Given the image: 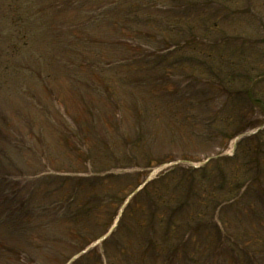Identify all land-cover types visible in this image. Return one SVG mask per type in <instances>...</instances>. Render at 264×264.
Wrapping results in <instances>:
<instances>
[{
    "label": "trees",
    "instance_id": "1",
    "mask_svg": "<svg viewBox=\"0 0 264 264\" xmlns=\"http://www.w3.org/2000/svg\"><path fill=\"white\" fill-rule=\"evenodd\" d=\"M197 1L0 0V94L12 98L9 89L20 88L12 95L29 96L20 99L36 107L38 92L44 91L76 122L77 138L95 136L94 129L85 128L92 120L86 115L95 111L108 133L113 130L121 135L119 141L126 149L112 160L118 166L150 167L179 156L194 158L189 152L208 149V140L225 146L229 138L257 121L238 125L241 116L253 114L251 96L243 97L238 108L231 106L223 112L216 101L220 99H211L199 89L207 82L206 75L208 82L217 75L222 83L233 76L225 72L228 75L223 78L215 73L218 67L207 62L218 51L205 30L212 31L215 25L213 16L208 17L204 9L199 12ZM97 92L102 96L95 97ZM148 121L152 126H166L164 135H170V146L155 152L159 132L148 129ZM39 124L24 125L11 142L20 134L33 138ZM55 135L59 143L70 145V137L62 132ZM6 136L0 128V144ZM39 139L45 140L44 135ZM116 143L112 141L115 147ZM108 144L106 139V144L97 147ZM9 146L0 150V176L20 173L6 153ZM82 180L92 191L88 200L84 195L72 199L76 183L63 181L61 188L52 190L46 185L42 193L45 211L53 215L48 203L58 194L65 203V197L72 200L71 214L112 217L124 198V187L112 184L108 176ZM98 188L105 189L104 195L91 197ZM35 189L33 185L26 189L27 200L40 193ZM20 193L15 188L3 191L2 209L13 220L30 216L29 222H36L38 212L33 214L32 206L25 209L31 201L26 202ZM120 228L124 234L115 232L105 242L108 264L120 258L119 254L125 255L129 250L126 241L134 233L140 235L137 249L142 257L159 258L162 264H264L262 132L240 139L232 156L218 155L199 167L179 164L152 179L127 204ZM51 246L59 249L56 243ZM41 248L44 244L40 242L23 247L0 241V255L15 264H28L29 252L38 255ZM76 264H103V260L95 250Z\"/></svg>",
    "mask_w": 264,
    "mask_h": 264
},
{
    "label": "rangeland",
    "instance_id": "2",
    "mask_svg": "<svg viewBox=\"0 0 264 264\" xmlns=\"http://www.w3.org/2000/svg\"><path fill=\"white\" fill-rule=\"evenodd\" d=\"M203 9L205 10V13L206 15H208V17L212 16L211 14H216L219 17L223 15L222 18L217 19V21L213 22V24H218L216 31H211V29H209L210 33L212 34L209 39L212 41V44L218 45L217 48L220 51L219 54H221L219 57L216 56V58H219V64L223 65L222 69H220L221 73H223L222 71L225 70H228V72H232L235 70L238 73L239 82L241 83L240 76L244 74L246 66H252L253 64H256L260 68V71H262L264 74V0H201L199 12H203ZM211 19H207L209 25H211ZM213 19H215V17H213ZM202 20L204 21V19ZM211 63L216 65V61H212ZM246 71L249 72L248 76L250 78H253L255 76V70L251 71L247 69ZM241 87H244L243 82L241 83ZM41 92H38L39 94L37 97L39 103L36 107L31 105L30 103L25 104L23 102V99H20V97H24V95H21L18 102H16L18 96L11 94L13 98L12 99L0 94V128H3L4 133L7 134V138L0 144V150L5 149V146H9L11 144L9 148H7L6 153L10 159L21 163V168L23 167V172L25 174L39 171L42 168H46V166L51 165L61 166L65 164L70 167L68 163L59 161L58 159H55L53 157L55 150L60 146V144L55 141V134L57 133L62 132L64 133V135L70 136V139L72 140L71 142L75 145L80 146L79 150L81 151V153L85 151L91 152L94 150L92 149L91 145L85 143V141H83L80 136L79 138L73 136L75 133H77L76 129L78 125L76 124V122H74V120L71 119L70 114H63V111L61 110L62 106L58 105L59 102H55L54 99L50 95L47 96L44 91ZM97 96H102V93L97 92V95L95 97ZM26 99L28 100V98ZM250 109L253 112L254 116H247L246 118L244 117L245 119L240 118V123H238L239 127H245L246 125L253 124L256 121H261V123H264V115H260V110L262 109V107L257 105L255 108L251 107ZM92 114L95 115V117ZM86 117L87 119H93V121H91L89 126H86L85 128L87 130L94 129V132L96 134L100 133L99 139L101 142L106 140V138H108V136L105 135L107 134V129L101 122V118L97 117L95 111H92V113L88 112V115H86ZM39 121L42 123V132H38V130L35 131V135L32 134L34 135L33 138L31 136L28 137L27 133L26 136L20 134L11 142L14 133L18 134L17 130L19 132V130L22 129L24 125L35 124ZM15 122H17V124ZM6 124H9L11 126L8 127L6 126ZM146 127H148V129L150 130L151 128H153L154 130L159 132L160 139L161 137L162 139L167 138L166 135H164V133L168 131V129L166 130V126L161 124H158V127L155 125L152 126L151 122L148 121ZM52 128H55L58 131H53ZM255 131L256 129H249L246 133H244L245 135L243 136H247V134L254 133ZM125 132H127L126 129H123V133ZM38 133H42L45 137V140L39 139L41 135H39ZM129 133L130 132H128L127 135H129ZM169 133L172 135V131H169ZM114 134H116V132L110 130V136ZM104 136H106V138ZM167 136L170 137V135ZM239 137L242 136H237V138ZM237 138L229 141L228 147L224 150L225 153H228L233 149ZM112 139H114L113 141L119 142V139L117 140L114 137ZM160 139L156 141V150L164 148ZM199 147H203V145H200ZM204 147L206 146L204 145ZM198 149V151H193L190 155L194 158H199V162L189 160L182 161V163H180L183 166L187 167H189L190 165H198L199 163H202L204 157L200 153L202 151L200 150L201 148ZM219 150L220 148L218 147L217 149H213L212 152L218 153ZM2 156L3 154L0 151V159ZM71 165L73 164L71 163ZM169 166L170 163L161 164L158 167H153L149 171L150 173H147L148 175L146 174V171H148L149 169L144 170L141 167L140 169H138L137 167H130L128 169L121 168L120 170H116V172H118L119 174L123 173V175H121V177L119 178L120 181H128L136 184L142 181V177H145V174V179H154L156 176H158L161 170ZM58 182L59 181L53 179L51 182V186H57ZM28 185L29 184L25 182V176H23L20 181H17L15 183H13L10 179H7L6 175L0 176V196L3 191H9L15 188L17 192H24L26 202L31 201L29 202L31 203L30 206H28L27 204L25 209H31L32 206L33 209L34 207L36 208L34 210H31L33 214H36V212H38L39 215V211L42 212V216L38 218L37 227L34 230L32 227L35 225V222L33 225L29 223L30 216H26V218L24 216L25 219L20 218L13 220V217L11 215L4 212V209H2L3 203L0 201V241L4 242L5 244L10 243L15 246L17 245L25 247L27 241L25 240L26 236L24 237V235L31 234V236L33 237L32 232L38 231V238L47 242L57 241L59 244L65 247V240L72 238L77 241L76 245L80 244V240H84L85 236H80L77 230L72 228V225H70L71 223L68 224L66 222L68 224V227L71 226V230L65 229L66 226L64 227V225L66 224H64L63 220L61 219V215H63L65 211L61 206H59V203L51 204V208H54L55 213L57 212L54 218L46 214L47 212L43 208V201L45 200V197L42 193L45 192L43 191V188L48 185L47 181L42 180V182H38L36 184L38 185L39 189H35V192L38 191L40 193L33 194V198L31 200H27L28 193L26 192V188L28 187ZM86 189L87 191H89L88 188ZM85 191L81 192V194ZM21 193L20 196H23L21 195ZM8 203L12 204L11 200ZM85 220L89 221L87 218ZM94 232L95 230L87 232V236H92ZM139 240L140 235L134 233L133 237L131 236L126 241L127 246L130 247V251L131 249H133L134 252L131 256L126 255L128 258L125 257V259L127 260L125 264H135L136 259L142 256V251H138L137 249V246H140ZM99 242L100 240L95 241L93 245ZM70 247V245L66 246V249H70ZM90 247H92V244ZM39 253V255L41 256V253L43 252L41 251ZM44 254L46 255V260L49 261V264H56L55 259H51L52 251L49 246L45 247ZM74 255L72 257H74ZM8 259V256L5 257L0 255V264H6V261ZM116 264L122 263L118 262Z\"/></svg>",
    "mask_w": 264,
    "mask_h": 264
}]
</instances>
